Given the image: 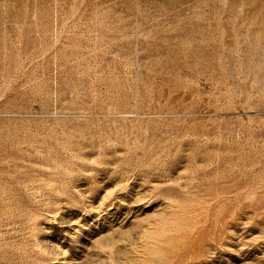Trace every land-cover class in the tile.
<instances>
[{
  "label": "rangeland",
  "instance_id": "1",
  "mask_svg": "<svg viewBox=\"0 0 264 264\" xmlns=\"http://www.w3.org/2000/svg\"><path fill=\"white\" fill-rule=\"evenodd\" d=\"M0 264H264V0H0Z\"/></svg>",
  "mask_w": 264,
  "mask_h": 264
}]
</instances>
